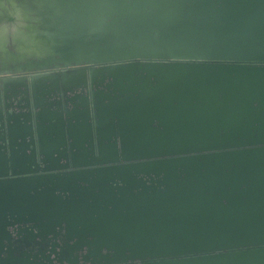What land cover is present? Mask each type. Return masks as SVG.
<instances>
[{
  "label": "water",
  "instance_id": "1",
  "mask_svg": "<svg viewBox=\"0 0 264 264\" xmlns=\"http://www.w3.org/2000/svg\"><path fill=\"white\" fill-rule=\"evenodd\" d=\"M0 264H264V0H0Z\"/></svg>",
  "mask_w": 264,
  "mask_h": 264
},
{
  "label": "crops",
  "instance_id": "2",
  "mask_svg": "<svg viewBox=\"0 0 264 264\" xmlns=\"http://www.w3.org/2000/svg\"><path fill=\"white\" fill-rule=\"evenodd\" d=\"M7 29H8L9 32L14 30L13 28H10V26L8 28L2 29V30L4 31V30H7Z\"/></svg>",
  "mask_w": 264,
  "mask_h": 264
},
{
  "label": "rangeland",
  "instance_id": "3",
  "mask_svg": "<svg viewBox=\"0 0 264 264\" xmlns=\"http://www.w3.org/2000/svg\"><path fill=\"white\" fill-rule=\"evenodd\" d=\"M6 22H7V23H10V22H8L7 20H6ZM10 28H12L11 24H10Z\"/></svg>",
  "mask_w": 264,
  "mask_h": 264
}]
</instances>
